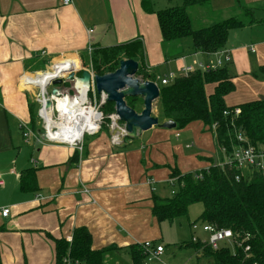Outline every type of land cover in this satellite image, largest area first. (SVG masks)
<instances>
[{
    "label": "crops",
    "instance_id": "obj_1",
    "mask_svg": "<svg viewBox=\"0 0 264 264\" xmlns=\"http://www.w3.org/2000/svg\"><path fill=\"white\" fill-rule=\"evenodd\" d=\"M207 7L211 14L204 26L249 18L244 8L251 9L254 22L240 33L247 32L246 40L241 46L226 42L222 49L230 54L223 65L235 83L236 99L227 104L264 97V0H209ZM134 39L142 42L145 66L156 76L181 74L196 62L214 64L218 56L193 51L190 40L163 42L156 14L146 11L142 0H0V209L9 208L7 216L0 214V264H55V240L66 241L78 226L90 231L92 248L112 246L103 252V264H133L129 246L137 242L153 240L165 250L151 198L154 192L169 194L166 180L178 167L163 159L145 163L140 155L145 142L149 150L157 143L151 135L159 130L143 131L137 142L124 138L119 147L108 128L82 151L22 136L29 102L37 103L34 87L25 85L33 75L55 61L67 69L88 68L91 48ZM214 146V155L200 156L203 163L194 170L207 168L210 157L221 160L215 140ZM25 168L34 169V191L20 188ZM191 261L198 264L195 255Z\"/></svg>",
    "mask_w": 264,
    "mask_h": 264
},
{
    "label": "trees",
    "instance_id": "obj_2",
    "mask_svg": "<svg viewBox=\"0 0 264 264\" xmlns=\"http://www.w3.org/2000/svg\"><path fill=\"white\" fill-rule=\"evenodd\" d=\"M207 2L209 0H182L181 5L154 10L148 0H142V6L156 14L163 42L181 41L189 37L193 51L214 53L223 49L230 29L241 28L254 21L251 9L244 8L249 18L228 17L194 28L187 8ZM90 55L92 70L100 75L115 70L121 59L135 60L138 63L135 77L141 81H155L158 85L157 117L160 122L173 120L175 128L182 129L191 121L200 120L213 128L223 167L210 157L207 168L185 173L171 168L168 176L171 181L166 180L169 194L152 193L151 213L157 222H172L177 217L186 216L190 205L201 203L203 208L193 222L208 223L217 229H230L233 239L215 250L199 238L180 241L174 247L193 249L196 260L202 259L204 264H264V177L257 170L242 176L239 170L225 162L237 146L253 145L258 148L264 145V97L227 104L225 97L234 91L235 83L225 65L206 70L195 67L193 71L161 84L156 80V73H150L145 66L143 46L139 39L114 46H96L91 48ZM55 87L59 88L58 85ZM125 102L135 110L137 105H142L141 98L136 96L125 97ZM236 107L239 113L235 115L232 110ZM37 108L35 101L29 102L28 126L33 132L38 129L42 131L36 115ZM101 110L105 115L102 124L107 128L109 118L106 115L113 111V103L105 102ZM224 110L230 113L224 115ZM237 134H242V141H237ZM34 173L33 168H25L21 172V189H37ZM235 175L239 176L238 180ZM149 241L156 244L153 240ZM144 242L129 246L133 264H149ZM245 246L249 247L247 251ZM111 248L110 245L92 248L90 231L85 226H78L72 232L70 243L64 238L55 240V264H63L66 255L83 264H103V252Z\"/></svg>",
    "mask_w": 264,
    "mask_h": 264
},
{
    "label": "rangeland",
    "instance_id": "obj_3",
    "mask_svg": "<svg viewBox=\"0 0 264 264\" xmlns=\"http://www.w3.org/2000/svg\"><path fill=\"white\" fill-rule=\"evenodd\" d=\"M148 1H149V5L151 6V8L154 7L155 9L182 4V0H148ZM187 10H188L189 18L191 20V24L194 28L204 26L203 24L204 19L208 18L211 14L209 12V7H207V3L201 6L195 5V6L188 7ZM247 29L248 28L230 29L231 32L228 33L229 36L227 37L226 42L227 43L232 42V44L234 45L241 46L242 45L241 41L246 40L245 32L247 31ZM242 30H246V31L240 34ZM235 31L238 33V36L233 35L234 34L233 32ZM184 39L191 41L189 37L184 38ZM86 57L88 59V55H86L85 58ZM51 66L48 67L47 70L45 71H51L52 70ZM62 66L66 68L64 63H61V62L56 63L54 65L53 70L55 72L57 71L58 74L59 73L61 74L63 73L60 71V69H62L61 68ZM42 68H45V67H42ZM229 69L231 70V68ZM60 77L63 79L62 83L56 84L61 88L60 90H62L63 92L68 91L71 95L75 93L72 87V82H71L72 79H66V76L64 75ZM25 85L28 86V84H25ZM32 87H34V89L32 91L31 96L36 94L35 98H37L36 96L39 93V88L35 85H33ZM52 88H53L52 83L47 85L48 92H50ZM207 91H209V89H207ZM232 96H233L232 93H229L228 95H226L225 102L232 103L233 100L236 99V98L233 99ZM141 108H142V105H137L136 111H140ZM113 111H114V108H113ZM152 113L155 114L156 116L158 115L157 100L153 102ZM38 123L42 124V121L38 120ZM118 124L122 125L121 122H118ZM102 125L103 127L99 131V134L103 132L107 133L106 129L109 128L108 125H110V122L106 124L107 128L104 127L105 125L104 123ZM153 129L159 130L160 132L158 134L155 133L154 135H151V138H152L151 140H154L157 143H155V145L151 147L152 148L151 150H149V145H150L149 142H145L146 145L143 144L141 146L140 155H141L142 162L148 163L151 160L157 159L161 161L163 159V161H166L164 163L171 164L172 166L176 165V167H178V169L182 173H185V172L193 171L196 167H198L199 165H202L201 163H203V161L201 160L200 156H205V155L213 156L215 153L213 128L208 127V125L202 123L200 120L191 121L186 126H184L182 129H177V128L161 129L158 127H155ZM151 132H152V129L147 130L144 135H148ZM176 133H178V136H179L178 138L175 137ZM93 137H97V134H95L94 136L93 135L89 136L87 134L84 135L83 141H82L83 148H85L86 143ZM134 140L136 142L138 141L137 138ZM186 144L190 146L187 147L185 146ZM145 147H146V150H145ZM217 153H220L219 149L217 150ZM202 208L203 207L201 203H195L189 206L188 214L186 216L177 217L172 222H168V221L160 222L159 229H160L161 236L159 235L158 240L163 242L166 246L163 252L162 258L169 264H191L193 262V261L189 262L190 257L194 256L193 249H190V248L178 249L174 247V244L191 238V234L193 233L190 228V223L195 221L196 217L199 215ZM195 233L200 236V239L202 240L207 239V234L203 232L200 228H198ZM171 251H173L174 253H171ZM197 263L204 264L202 259L199 260ZM149 264H157V262L152 260L151 262H149Z\"/></svg>",
    "mask_w": 264,
    "mask_h": 264
},
{
    "label": "built area",
    "instance_id": "obj_4",
    "mask_svg": "<svg viewBox=\"0 0 264 264\" xmlns=\"http://www.w3.org/2000/svg\"><path fill=\"white\" fill-rule=\"evenodd\" d=\"M60 1L63 4H69L71 2V0H60ZM251 50L253 51V49H251ZM214 53L218 54L214 64H205V63H201V62H196V63H193L192 65L185 66L181 70V74H175L173 72H168V73L164 74L162 77L157 76L156 80L159 81L161 84H167L172 79H174L176 76L185 75L188 72L193 71V69L195 67L201 68L202 70H206V69H209V68L214 67V66H221L224 63H228L230 61V54L228 51L219 50V51H216ZM87 67L88 68H84V69H88L91 72L90 86L86 87L85 99L81 104L83 107L93 109L94 112L96 114H98V118L96 121V123H97L96 128L92 132H84L81 135L80 139H76V140H66V139H63L62 137L59 138L56 135L52 136L51 133L55 134L58 131L62 132L63 130H66V128L65 127L59 128V126H53L50 129L47 128V126L45 125L46 122L44 120V116L41 113L43 105L39 102L38 94H37L36 101L38 103V108L36 110V113H37L36 115H37L38 120L42 121V124H40L42 131L40 129H38V132H33L27 124L22 123V125H21L22 136L26 142L28 140H31V138H33L37 142L66 144L72 148L77 149L78 151H82V149H83L82 141H83L84 135L85 134L94 135V134H97L99 132V130L101 129V124L103 122V118L105 117V115L103 114V112L101 110V106L105 103L106 95L103 92H101L100 94H98L96 92V90L94 88V84H93L94 72L92 70V66H91L90 62H88ZM82 70L83 69L79 66L75 70H71L66 75H64V76H66V79H68L67 75L70 72L74 73V78L71 80V82H72V87H73V90L75 93H73L71 95L69 92H63L62 90H60L58 88L59 93L57 94V97H60V98H63L65 96L76 97V95L78 93V89H77L78 87L76 86L77 82L75 79H76V77L80 76V73ZM46 92H47V95L52 102L51 108H53V106H55V104H56V98H55L56 96L50 95L48 91H46ZM232 112L235 115L238 114L239 108H237V107L234 108L232 110ZM229 113L230 112H228L227 110L223 111L224 115H228ZM52 114H53L54 120H58L59 112L57 111L56 108L53 109ZM106 116L109 118L110 125H108V127L110 128V130L111 129L116 130L115 133L111 136V142L117 143L119 141V136L123 132V127H122V125L118 124L117 117H116L114 111L110 112ZM175 136L177 137L178 134L176 133ZM236 139H237V141H242L243 140L242 134H237ZM186 146L189 147L190 145L187 144ZM225 162H227V164L229 166H233L236 170H239L242 176H247L251 170H257V171L261 172V174L264 177V145H262L261 147H258V148H256L253 145L237 146L234 148L233 152L231 153V155L227 158V160ZM218 163H219L218 165H220V167H223L224 163L222 161H218ZM235 179L238 180L239 176L235 175ZM168 180H169V182L171 181V179H167V181ZM2 184H3V180L0 177V186ZM8 213H9L8 207H2L0 209V214L3 217L7 216ZM190 228L193 232V234L191 236V239L193 241L197 240V238L200 239V236L195 233L196 230L198 228H200L203 232H205L207 234V239L206 240L201 239V240L205 241L207 244H209V246L214 250L218 249L222 244L228 243L233 239V233L230 229H217L213 225L208 224V223L192 222L190 224ZM66 241L68 243H70L72 241V236H68L66 238ZM144 247L146 249H148L147 257H146L147 262H151L152 260H154L157 262V264H169L168 262H166L162 258V255L164 252V248L162 245L152 243L151 241H145ZM248 248H249L248 246H245V251H247ZM63 264H82V262L78 259L71 258L69 255H66L63 258Z\"/></svg>",
    "mask_w": 264,
    "mask_h": 264
},
{
    "label": "water",
    "instance_id": "obj_5",
    "mask_svg": "<svg viewBox=\"0 0 264 264\" xmlns=\"http://www.w3.org/2000/svg\"><path fill=\"white\" fill-rule=\"evenodd\" d=\"M138 68V63L132 59H121L118 67L105 74H93V84L96 92L105 93V102L113 103L114 113L117 121L122 123L123 132L119 136V141L115 144L119 147L124 146V138L136 139L143 131L151 127L164 129H173L176 123L173 120H165L160 122L158 117L152 113L153 102L157 100L159 89L156 82L152 80H140L135 77ZM91 72L88 69H83L80 76L76 77V82L79 85L86 87L90 86ZM68 79L74 78V73L70 72L67 75ZM63 79L60 76L55 77L51 83L53 85L62 83ZM59 89L55 86L49 92L52 96H57ZM45 106L51 107L52 102L45 94ZM136 96L142 100V108L140 111L128 106L125 102V97ZM115 133V129L112 130Z\"/></svg>",
    "mask_w": 264,
    "mask_h": 264
},
{
    "label": "bare ground",
    "instance_id": "obj_6",
    "mask_svg": "<svg viewBox=\"0 0 264 264\" xmlns=\"http://www.w3.org/2000/svg\"><path fill=\"white\" fill-rule=\"evenodd\" d=\"M56 63L58 62L52 64L51 71L38 72L37 74L33 75L32 83L26 84H28V86L31 85V87L35 85L39 88L38 99L39 102L43 105L41 113L44 116V120L46 122L45 125L47 126V128L50 129L53 126L66 128V130H63L62 132L58 131L55 134L51 133V135H56L59 138L62 137L66 140L80 139L81 135L84 132H92L96 128L98 114H96L93 109L82 106L81 103L85 99L86 86L79 85V83H77L76 85L78 87V93L76 97L65 96L63 98H60L56 96V104L55 106H53V108L45 106V94L47 91V85L50 84L58 74L57 71L55 72L53 70ZM71 70L74 69H71L69 67L68 69L65 68V70H63L62 68L60 69V71L63 73H59L60 75L58 74V76L66 75ZM54 108H56L59 112L58 120H54L53 118L52 113Z\"/></svg>",
    "mask_w": 264,
    "mask_h": 264
}]
</instances>
